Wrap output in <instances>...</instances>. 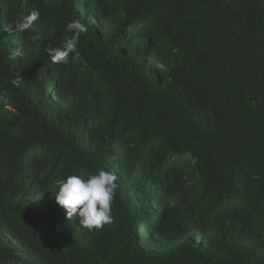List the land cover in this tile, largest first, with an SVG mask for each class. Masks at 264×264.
Segmentation results:
<instances>
[{
    "label": "trees",
    "instance_id": "trees-1",
    "mask_svg": "<svg viewBox=\"0 0 264 264\" xmlns=\"http://www.w3.org/2000/svg\"><path fill=\"white\" fill-rule=\"evenodd\" d=\"M0 94V264H264V0H0ZM100 169L88 231L53 191Z\"/></svg>",
    "mask_w": 264,
    "mask_h": 264
},
{
    "label": "clouds",
    "instance_id": "clouds-1",
    "mask_svg": "<svg viewBox=\"0 0 264 264\" xmlns=\"http://www.w3.org/2000/svg\"><path fill=\"white\" fill-rule=\"evenodd\" d=\"M5 29L17 33L31 31V40L39 42L40 45L47 39L42 30L41 12L36 8L12 21ZM64 30L70 35L64 39L62 45L55 47L53 43H48L43 47L44 53L49 56L53 64H67L70 58L76 59L81 36L86 34L89 28L80 19H72L66 23ZM17 54L22 56L20 51ZM19 81V79H14L12 83L18 87ZM9 103L8 97L0 94V104L8 106ZM117 187L116 174L100 169L86 177L67 175L58 183V188L53 193L56 204L65 210L66 218L71 219L76 216L80 228L93 231L112 223V204ZM4 264H16V261L9 258Z\"/></svg>",
    "mask_w": 264,
    "mask_h": 264
}]
</instances>
